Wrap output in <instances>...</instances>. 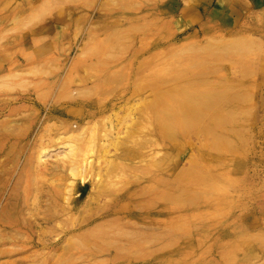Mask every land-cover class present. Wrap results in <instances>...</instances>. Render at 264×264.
<instances>
[{
	"label": "rangeland",
	"instance_id": "374dc122",
	"mask_svg": "<svg viewBox=\"0 0 264 264\" xmlns=\"http://www.w3.org/2000/svg\"><path fill=\"white\" fill-rule=\"evenodd\" d=\"M0 264H264V0H0Z\"/></svg>",
	"mask_w": 264,
	"mask_h": 264
}]
</instances>
